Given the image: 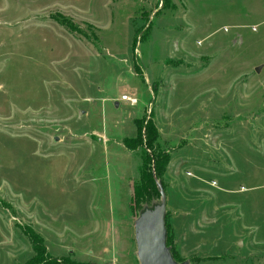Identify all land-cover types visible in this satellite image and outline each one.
I'll return each instance as SVG.
<instances>
[{"label":"rangeland","instance_id":"374dc122","mask_svg":"<svg viewBox=\"0 0 264 264\" xmlns=\"http://www.w3.org/2000/svg\"><path fill=\"white\" fill-rule=\"evenodd\" d=\"M147 122L177 260L264 264V0H0V264L27 229L57 262L139 264Z\"/></svg>","mask_w":264,"mask_h":264},{"label":"trees","instance_id":"16d2710c","mask_svg":"<svg viewBox=\"0 0 264 264\" xmlns=\"http://www.w3.org/2000/svg\"><path fill=\"white\" fill-rule=\"evenodd\" d=\"M143 128V135L141 129ZM144 136V141L142 139ZM157 132L154 126L147 122L145 126L139 125L137 131V138L134 144L137 146L145 144L146 148L151 152L150 155L146 152L143 154L142 165L139 169L138 178L134 182V193L132 198L133 208L136 214L142 212L145 208H151L155 205L153 203L154 198L159 196V189L156 183V179H160L166 171V167L169 162V158L166 154H162L159 150L158 145H156ZM160 198V196H159ZM166 217V216H165ZM165 228L167 232L166 245L170 248L172 257L177 262H182L177 260L175 252L168 242V231L165 223ZM31 250L34 256L26 264H75L68 259H61L58 262L51 260L45 256V247L42 239L37 236L31 229L25 231Z\"/></svg>","mask_w":264,"mask_h":264},{"label":"water","instance_id":"95a60500","mask_svg":"<svg viewBox=\"0 0 264 264\" xmlns=\"http://www.w3.org/2000/svg\"><path fill=\"white\" fill-rule=\"evenodd\" d=\"M114 105L117 107L118 103ZM160 203L140 212L134 222V241L139 264H189L173 259L166 245V197L161 184L157 183Z\"/></svg>","mask_w":264,"mask_h":264},{"label":"built area","instance_id":"2783aa9c","mask_svg":"<svg viewBox=\"0 0 264 264\" xmlns=\"http://www.w3.org/2000/svg\"><path fill=\"white\" fill-rule=\"evenodd\" d=\"M121 102H126L130 106H135L137 104V99L134 96H127V95H122L120 97Z\"/></svg>","mask_w":264,"mask_h":264},{"label":"crops","instance_id":"0c3cea01","mask_svg":"<svg viewBox=\"0 0 264 264\" xmlns=\"http://www.w3.org/2000/svg\"><path fill=\"white\" fill-rule=\"evenodd\" d=\"M118 103V102H117ZM118 105H119V103H118Z\"/></svg>","mask_w":264,"mask_h":264}]
</instances>
